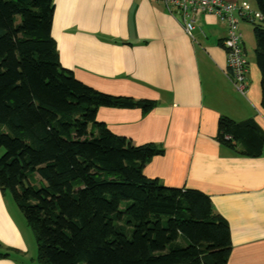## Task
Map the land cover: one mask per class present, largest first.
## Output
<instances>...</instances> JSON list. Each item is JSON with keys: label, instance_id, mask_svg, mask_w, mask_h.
I'll use <instances>...</instances> for the list:
<instances>
[{"label": "trees", "instance_id": "1", "mask_svg": "<svg viewBox=\"0 0 264 264\" xmlns=\"http://www.w3.org/2000/svg\"><path fill=\"white\" fill-rule=\"evenodd\" d=\"M53 1L0 0V191L34 232L38 263L228 264L230 226L210 197L148 178L146 165L164 150L97 121L102 107L147 114L156 103L102 93L65 69ZM255 2L262 19L247 22L264 108V0ZM216 138L262 155L264 130L253 120L222 116Z\"/></svg>", "mask_w": 264, "mask_h": 264}, {"label": "crops", "instance_id": "2", "mask_svg": "<svg viewBox=\"0 0 264 264\" xmlns=\"http://www.w3.org/2000/svg\"><path fill=\"white\" fill-rule=\"evenodd\" d=\"M225 1L258 10L255 0ZM53 3L52 37L65 69L102 93L156 103L147 114L102 107L97 121L136 146L152 143L164 150L146 165L148 178L210 197L230 226L228 264H264V148L261 156L249 157L216 138L222 116L253 120L264 130L261 74L245 39L250 66L242 95L228 77V27L220 16L199 15L192 40L158 0ZM25 235L24 223L0 191V264L27 263Z\"/></svg>", "mask_w": 264, "mask_h": 264}, {"label": "built area", "instance_id": "3", "mask_svg": "<svg viewBox=\"0 0 264 264\" xmlns=\"http://www.w3.org/2000/svg\"><path fill=\"white\" fill-rule=\"evenodd\" d=\"M173 17H177L185 34L194 40L196 19L201 14L220 16L228 32L224 48L227 56V73L235 89L245 95L249 62L244 47V26L247 21H259L262 16L248 3L225 0H158Z\"/></svg>", "mask_w": 264, "mask_h": 264}, {"label": "rangeland", "instance_id": "4", "mask_svg": "<svg viewBox=\"0 0 264 264\" xmlns=\"http://www.w3.org/2000/svg\"><path fill=\"white\" fill-rule=\"evenodd\" d=\"M254 5V3H253ZM244 39L246 41L247 45V51L249 56H252L255 54L256 49V39L254 36V25H252L249 22H245V32H244ZM237 91V89H236ZM239 92V91H238ZM240 93V92H239ZM241 94V93H240ZM247 94V91H246ZM245 94V95H246ZM243 95V94H242ZM4 154V149H0V158ZM7 200L11 203L13 209L17 211L19 218L25 225V238L27 240L28 244V252H27V263L25 264H39L38 263V251H37V242L34 232L30 229V227L27 225L26 219L22 212L17 207L16 203L14 202L11 194H7ZM20 263H22L25 259L15 257Z\"/></svg>", "mask_w": 264, "mask_h": 264}]
</instances>
